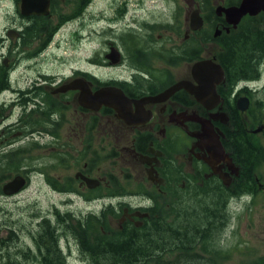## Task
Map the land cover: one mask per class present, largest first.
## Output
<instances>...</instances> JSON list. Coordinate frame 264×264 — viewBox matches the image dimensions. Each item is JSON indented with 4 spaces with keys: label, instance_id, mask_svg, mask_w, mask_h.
Returning a JSON list of instances; mask_svg holds the SVG:
<instances>
[{
    "label": "flooded vegetation",
    "instance_id": "af4514ba",
    "mask_svg": "<svg viewBox=\"0 0 264 264\" xmlns=\"http://www.w3.org/2000/svg\"><path fill=\"white\" fill-rule=\"evenodd\" d=\"M23 1L0 0L5 20L0 33V162L6 176L2 185L21 176L23 186L9 196L19 194L36 173L50 191L66 196L53 203L50 217L36 222L46 220L54 227L59 246L73 237L81 253L89 254L85 242L91 235L76 233L71 223L80 225L77 232L89 223H102L106 208L121 209L118 217L107 216L111 224L117 220L119 226L127 221L141 225L148 209L169 194L227 195L237 188L231 184L239 176L241 185L247 183L245 167L236 156L238 125L243 129L242 144L248 147L249 141L256 150L254 167L264 163V87L232 85L224 76L216 85L217 96L207 104L185 86L166 94L181 81L199 86L192 74L196 61L209 58L220 63L214 52H201L195 34L192 43H184L192 36L189 28L181 41L159 49L154 48L152 22L147 18L138 22L135 17L141 15L134 12V25L119 33L112 29L116 19L111 18L101 32L105 33L101 46L80 65L74 57H59L63 46L54 39L65 26L83 18L93 0H48L47 12L39 14H24ZM143 1H137V9H146ZM221 3L231 5L228 0ZM27 4L42 5L40 0ZM181 9L171 10V16L180 15ZM116 10V17L124 15L126 1ZM217 17L225 31L237 27L229 25L224 15ZM181 28L173 26L174 35ZM78 31H72L66 49L74 51L78 43L72 39L79 38ZM57 57L65 70L57 69ZM110 88L131 101L127 116L94 99ZM57 146L78 148L72 152V165ZM43 147H48L47 155L40 156ZM46 156L49 159L40 162ZM107 159L111 170L104 167ZM68 166H75L72 175L54 177L49 172ZM254 172L256 193L264 194V179ZM139 195L148 200L135 199ZM122 196L127 200L118 199ZM68 203L83 206L71 211Z\"/></svg>",
    "mask_w": 264,
    "mask_h": 264
},
{
    "label": "trees",
    "instance_id": "16d2710c",
    "mask_svg": "<svg viewBox=\"0 0 264 264\" xmlns=\"http://www.w3.org/2000/svg\"><path fill=\"white\" fill-rule=\"evenodd\" d=\"M228 1L231 4L236 0ZM201 4L205 25L192 33L200 36L201 52H203V45L207 42L216 41L219 44L220 48L215 56L224 69L225 81L232 85L240 80L258 78L260 62L264 58V12L256 16L243 17L236 28L226 32L222 28L223 22L218 23L221 18L214 15L213 7L209 6V0H201ZM174 20L175 23L170 22L166 26H182V19ZM152 26H157V23H152ZM216 27L221 28L222 32L214 38L213 33ZM189 39L184 43L193 42V36ZM237 129L239 130L234 137L238 151L236 156L241 158L245 167L247 183L241 185V176H239L238 182L231 184L237 188L232 189V192L227 195L219 194L217 199L209 193L199 195L191 193L188 196L169 194L175 199H172L174 202L169 204V208H165L168 213L157 209L156 206L149 208V215L141 225L127 221L121 226H111L107 216L116 218L120 215L121 209L106 208L102 223H89L87 227H83L90 230L91 238L86 241L90 259L97 264H193V261L200 256L196 250L210 251L204 246L201 248L202 243L208 242L214 246L216 240L210 237L211 228L215 227L216 230L221 231L228 224L232 215L231 210L226 208L228 198L230 196L240 198L243 195L253 197L257 194L253 178V168L257 163L256 150L251 147L249 141L248 147L242 144L243 129L239 125ZM5 178L0 162V193ZM184 200L187 201L186 204H183ZM182 209L184 216H182ZM90 224H94V230ZM2 227L9 229L7 235H0V255L4 260L3 264H25L20 256H27L28 250L24 248L20 256L17 255L18 253L13 256L5 249L18 239L19 234L16 228L18 226L7 224L6 221L4 223L0 219V231ZM31 238L39 247L41 255H44L40 259L42 264L65 262V255L55 239L54 227L48 221H42L36 231H31Z\"/></svg>",
    "mask_w": 264,
    "mask_h": 264
},
{
    "label": "rangeland",
    "instance_id": "374dc122",
    "mask_svg": "<svg viewBox=\"0 0 264 264\" xmlns=\"http://www.w3.org/2000/svg\"><path fill=\"white\" fill-rule=\"evenodd\" d=\"M124 1H126L128 11L124 15L116 17V8L121 7ZM137 1L138 0H93L90 11L79 22H73L71 25L65 26V28L56 35L54 40H56V42H61V47H64L59 50V57H74V60H76L75 62L84 65V57L86 55L90 57L93 53L92 51L101 46V40L103 39L102 36L105 34L101 32L106 28L107 21L111 18L116 19L115 23L112 24V29H116L115 33H119L117 31L122 30L127 26L131 27L134 25V12H136L137 15H141V18L135 17L138 22L143 23L144 19L147 18L152 23H157V26H151L150 29L154 48L160 47L159 49H161L162 46L170 47L174 44V41H181L186 29L189 28L188 14L193 9L198 8V4L202 6L201 0H144L143 5L146 9L140 10V8H136L140 4ZM222 1L223 0H209V6L215 9L217 6L222 5ZM177 7L182 8L180 10L181 13L180 15H177V17H172L171 15L174 13L171 14V10L175 11ZM0 8H3L2 3H0ZM148 11L152 12L148 13ZM2 16L3 14L0 11V33L5 22ZM176 18L182 19L183 22L181 28L182 31L179 35H174L172 32L173 26H166L167 23H175L174 19ZM75 30L80 31H78L79 38L72 39V41L75 40L74 42L78 43V45L76 44L75 48H73L74 51H72L69 46L68 49H66V42L71 40V33ZM97 30L99 32H97ZM197 36V34L194 35V37ZM198 39L200 42V36H198ZM215 42L216 41H210L203 45L204 55H210L212 52L216 53L220 47H218ZM59 57H57V69L65 70V66L59 63ZM262 62L261 75H264V58ZM245 83L257 89H262L264 87L261 88L262 82L251 83L243 82L241 80L239 81L238 86L244 85ZM250 138L255 140L254 136H251ZM47 150L48 147H43L41 149L42 155L40 154V156L47 155ZM77 150L78 148L76 147L57 146L58 152H64L66 154V163L70 165L74 163L73 156L71 155L75 154L72 152ZM44 159L48 160L49 156L40 159V162L43 163V161H45ZM103 163L105 169H112L109 167L112 163H110L108 159ZM254 168L253 171L255 170V175L262 176L264 179V163L259 166V169H257V167ZM74 169L75 166L64 168L56 167L55 170L51 169L49 172H53L52 175L54 177L60 175L69 176L72 175ZM185 194L188 196L187 192H185ZM64 197L66 196L50 191L45 183L44 177L36 173L32 175L29 186L23 192L9 196L3 194L1 191L0 219L2 222L4 221V223L6 221L7 224L17 225V233L19 234L16 242L5 248L6 251L14 256V254L17 253V255H19L25 248L29 251L27 256L19 255L20 258L24 260L25 264H42L40 261L42 255L38 246L31 238V231L34 232L37 230L38 224H36V222L39 221L40 218H44L45 216L50 217V207L55 201H61ZM123 197L124 196L119 197L118 199L127 200L128 196ZM212 197L217 199L218 195ZM129 198H132L133 200H143V203L148 200V197H140V195L135 199L132 196ZM173 198L175 199L174 196L169 195L162 197L161 202L156 205L157 209L164 210L168 213L165 208H169L170 203L173 204ZM184 203L186 204L187 201L184 200L183 204ZM68 206L71 211H77V208H82L79 206H83V204L68 203ZM228 206L226 208H229L232 213L228 224L225 225L224 229L222 228L221 231L216 230L215 227L211 228L210 233L212 234H210V237L215 239L216 243L214 246H211L208 242L202 243L201 248L204 246L210 251L204 252L203 249L196 250L200 256L197 260L193 261V264H264V194L258 191L253 197H250L249 195H243L240 198L230 196L228 198ZM182 213V216H184L183 209ZM90 225L92 230H94V224ZM112 225L114 227L118 226V221L112 220L111 226ZM79 227L80 225L77 226L75 223H71V228L74 231L76 230V233L84 237L90 234L89 229L81 231V227V229H79L80 232H77ZM8 232L9 229L7 227H2L0 235H7ZM66 245H68L69 248ZM60 246L65 252V262L62 264H97L90 259L88 253H81L77 241L73 237H69L67 241H60ZM3 261L4 260L0 255V264H3ZM51 264L57 263L53 262Z\"/></svg>",
    "mask_w": 264,
    "mask_h": 264
},
{
    "label": "water",
    "instance_id": "95a60500",
    "mask_svg": "<svg viewBox=\"0 0 264 264\" xmlns=\"http://www.w3.org/2000/svg\"><path fill=\"white\" fill-rule=\"evenodd\" d=\"M29 0H24L22 11L24 14L29 13H46L48 0H40L42 5L29 6ZM264 11V0H240L238 4L223 6L219 5L215 8L216 15H224L226 22L236 27L245 15L254 16ZM204 19L198 8L193 9L189 14V27L191 30H198L203 26ZM229 31V28H226ZM221 29L216 28L214 36H218ZM192 74L199 82V86H188L186 82H178L172 86L167 92L171 93L177 88H187L193 93L198 100L207 104L206 100L214 99L217 96L216 85L224 78V70L222 66L212 59L205 58L196 61L192 66ZM94 99L99 104H104L115 108L122 117L127 116V110L130 107V100L122 93V91L110 88L99 91L94 95ZM24 184L21 176H15L2 186V192L6 195L16 193Z\"/></svg>",
    "mask_w": 264,
    "mask_h": 264
}]
</instances>
